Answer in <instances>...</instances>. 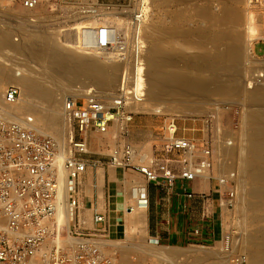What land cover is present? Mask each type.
<instances>
[{
  "label": "built area",
  "instance_id": "1",
  "mask_svg": "<svg viewBox=\"0 0 264 264\" xmlns=\"http://www.w3.org/2000/svg\"><path fill=\"white\" fill-rule=\"evenodd\" d=\"M264 3V0H260ZM145 0H136L130 19V29L118 30L109 23L98 30V47L116 52L126 66L118 87L109 100L91 91L87 98L68 97L64 102V116L68 136L64 147L53 138L37 134L30 128L32 117L13 120L0 117V264H33L52 233V224L62 203V172L66 175V204L73 210L74 219L67 227L66 239L61 246L48 247L47 264H121L116 250L107 240V222L102 213H94L90 227L77 216L80 209L82 177L89 167L103 163L138 173L147 182L172 187L182 182L187 198L194 193L193 182L212 179L215 153L208 139L201 142L178 134L174 117H168L162 127L159 144L150 155H141L125 141L112 149L106 160H88V135L106 133L117 125L126 135L127 124L134 113L129 107L145 98L144 42L142 27L146 20ZM37 0H25L27 9L36 7ZM20 96L18 86L10 85L4 91V102L13 104ZM210 121V120H209ZM218 125L217 139L220 138ZM219 134V135H218ZM217 195L225 207H233L237 196L236 172L215 177ZM147 204L141 187L137 195ZM198 233V231H195ZM224 252L231 249L230 237H224ZM44 250V249H43ZM227 264H249L242 252L230 254Z\"/></svg>",
  "mask_w": 264,
  "mask_h": 264
},
{
  "label": "bare ground",
  "instance_id": "2",
  "mask_svg": "<svg viewBox=\"0 0 264 264\" xmlns=\"http://www.w3.org/2000/svg\"><path fill=\"white\" fill-rule=\"evenodd\" d=\"M231 1L226 0L227 3L224 6L222 5V8L220 7L219 12H215L210 8L198 7L199 9H194L196 10L195 15L197 12L200 16L198 17L202 18L209 26L194 32L187 28L182 29L180 31V38L175 39L172 43L167 42L165 39L169 35H177L175 30L166 31L158 24L150 26L144 23L142 37L144 38L145 36L149 41V46L146 49L145 98L143 103L139 105L135 104L131 106V109L134 107L135 110L139 108L141 112L151 110L154 113H161L162 109L150 105V100L165 98L167 100L172 99L173 101H187L186 99L189 97L190 99L193 95L197 97V94L200 95V93L210 94L212 92L214 95L222 93L226 96H233L236 99L242 96V91L230 87L224 82V72L231 70L238 73L243 63V50H241L238 44L240 40L239 33H243L239 32L230 36L219 29L223 25L230 23L238 24L240 21V12L229 5ZM58 34V30L55 34H49L43 30H32L18 43H13L10 33L6 30H0V85L1 82L5 81V84H13L20 89V96L13 104H6L4 97L2 98V94L0 93V117L13 120L22 117V114H34L36 117L35 119L32 118L33 122L30 128L39 135L53 138L61 147H64L65 136L68 134V126L63 108L66 99L65 92L69 89H66L65 86L69 78L82 77L95 87V91L86 88L84 90L85 96H81L82 98H87L91 91L99 94L112 88V86H116L117 82L119 83L121 59L118 57L119 54H117L119 51L109 52L100 49L98 44H94L95 42L93 41L82 42L81 35L67 33L63 35L64 39H61L58 38ZM97 34H93L94 38ZM251 41V38L248 39V45H251ZM250 50L251 47H249ZM143 60H145L144 51ZM207 72L208 75L205 74ZM214 84L213 88L210 87ZM252 88L246 97L249 108L244 113L242 119V126L245 131L241 135V145L239 148L230 147L229 145V147L227 145L222 147L220 157L224 161L230 160L227 169L236 172L237 192L241 191L243 195L249 196L248 202L239 207L243 213L242 215L245 216L244 213L251 211L254 214V222L263 223L264 85L258 84L257 86H252ZM205 98L204 100H206ZM184 108L186 109L187 107L185 106ZM26 117L29 116L26 115ZM115 130H118L117 125H114L106 134H103L105 136H113ZM116 136H118V131ZM236 156L239 162L234 167L233 161ZM61 180V197L63 201L58 208L52 224V243L56 247L61 246L63 242L60 240L61 226H68L69 221L73 220L74 216L73 210L70 211L66 204L67 189L64 182L66 180L64 172L61 174ZM246 184H248L247 189V186L245 187ZM134 196H136L134 198L135 204L131 207L130 213L132 219H137L140 217L141 212L139 210L141 207L137 205L144 208L146 205L139 194L137 195L136 193L135 195L134 193ZM240 200L242 201L241 197L236 196L235 205ZM117 215V209L112 201V220H115ZM243 224L244 221L241 224L239 223V225L244 226ZM254 225L257 227L256 224ZM236 245L243 250H241L242 253L245 252L249 264H264V226L259 227L253 233L247 232V234L242 235L239 239L232 236L230 238V246L234 249ZM43 249L46 248L43 247ZM221 249L223 250L222 246ZM241 251L233 250V252ZM152 253L156 257V260L162 264H175L177 261H171L172 259L181 260L182 258L179 253L168 248L155 249ZM225 254L224 252L223 256ZM190 261L191 263L189 264H201V259L197 257Z\"/></svg>",
  "mask_w": 264,
  "mask_h": 264
},
{
  "label": "rangeland",
  "instance_id": "3",
  "mask_svg": "<svg viewBox=\"0 0 264 264\" xmlns=\"http://www.w3.org/2000/svg\"><path fill=\"white\" fill-rule=\"evenodd\" d=\"M24 1L25 0H0V30L8 31L13 43H18L23 37L27 36L28 32L32 30H43L49 34H55L58 30V38L64 39L63 35L67 33L76 34L82 36V42L93 41L95 42L94 44H98V34L95 38L93 34L96 35V33H98V30L101 28V24L109 23L111 25L109 28H113L115 33L121 29H125L126 31L127 27L129 30L131 26L129 25V21L136 6V0H37L36 7L27 9L24 6ZM145 2V8L147 7L145 9V11H147L145 25L149 24L151 26L153 24H158L163 30H175L177 32V35H169L168 38L165 39L169 43H172L175 39L180 38V31L182 29L187 28L194 32L209 26L202 18H199L200 16L197 12L195 15V11L199 9L198 7L210 8L215 12H219L222 5L224 6V4L227 3L226 0H150V2L148 0ZM229 5L236 10L238 9L237 11L240 12V21L238 24L230 23L223 25L219 27V29L230 36L239 32L243 33H239L240 40L238 41L241 50H243V63L241 65V70L238 73L231 70H228L230 72H224V82L228 86L242 91V96L236 99L233 96H226L222 93L214 95V93L211 92L212 94L200 93L201 96L197 94V97H195L196 95H193L191 96V99L190 97L188 98L189 100L186 99L188 102L173 101L172 99L167 100L165 98L150 100V105L162 109L161 113H154L151 110L141 112V110L139 111V108L135 110L134 107L131 109L130 106L131 110H129L134 113V116L126 126V135L121 134L118 128V130H115V134L113 135L117 138L110 136L109 141H106L102 145H97L91 138L88 139L89 154L85 157L86 159L96 160V156L99 155L105 157L103 159L106 160L112 149L125 141L133 145L137 152L141 155H150L151 151L160 143L159 139L166 118L174 117L178 128V134L198 140L200 142L198 144V150L201 148V142H203L204 139L209 140V143L212 145V149L215 153L214 168L209 175V177H212V180H215V177L220 174L234 171H229V169H227L230 164V160H221L220 152L222 147L226 145L227 147H240L242 142L240 141L241 135L245 131L242 126V119L244 113L249 108L246 100L247 94L253 89L252 86L254 87L258 84L264 85V3L260 0H232ZM250 38L252 39L250 42L251 45H248V39ZM143 39L145 42V67L147 56L146 49L149 46V41L145 36ZM249 47H251L250 51ZM125 66L126 63H124L121 59L119 75ZM205 74L208 75V72ZM213 74L215 75V73ZM5 83L6 82L3 81L0 85L2 98L4 96L5 89L8 86L13 85H7ZM118 84L119 83L117 82L116 86H112V88H109L101 92L102 94L99 93L97 95L104 100H109L112 97V94L115 93ZM212 86H215V84L210 87ZM65 88H69L67 92H65L66 99L73 96H85L84 90L86 88L93 89L95 91V87L91 85L88 80H84L82 77L69 78ZM202 96L206 97V100H204V97ZM200 99L203 101H200ZM143 102L144 101L141 103ZM185 106L187 107L186 109L184 108ZM147 108L150 109L149 106H147ZM22 115L23 116L21 118H25L26 115L34 119L36 117V115L30 113ZM217 125L220 127L218 132H221L220 138L218 136V139L217 130L214 129ZM113 127L114 126H112V128ZM117 131L118 136H116ZM67 136H65V143ZM237 162H239V159L236 156L233 161L234 167L238 165L236 164ZM126 171L132 172L129 170ZM204 179L208 180L207 177ZM139 182L140 184L143 183L141 179ZM245 187L247 189L248 184H246ZM84 191L86 193L84 194L86 199H93V193L90 192L89 195L87 187H85ZM239 196L243 202L240 200L236 205L234 204L236 207L233 205V207L225 208L224 200H221L220 198L214 201L213 206L216 213V241L213 244L193 245L191 247H187L185 251H175L181 255L182 261L180 259H172L171 261H177L175 264H189L191 263V259L197 257L201 259V264H226L230 254L233 253V250L241 251L242 249H240L239 246L236 245V248L234 249L231 246V249L228 252H225L226 254L223 256L224 252L222 249L221 251L220 248L224 241V237L226 236L232 238L233 236L235 238L238 237L239 239V237L247 234V232L253 233L255 230H258L259 227H263L264 222H254V214L251 211L244 213L245 216L242 215L243 213L239 207H242L248 202L249 196L243 195V192L241 191L237 192V197ZM209 198L212 199V197ZM117 205L118 210L121 212L126 208L123 203H118ZM104 206L106 210H108V203ZM90 212H88L85 216L82 212H77L76 216L85 220L88 227H90L92 217ZM106 216L108 222L110 223L108 213H106ZM243 221L244 226L239 225V223L241 224ZM123 222V220L118 221L116 227L111 225L109 236L107 234V240L116 250L120 263L162 264L160 261L156 260V257H154L152 252L155 249H163L165 247L151 246V244L146 242L144 238V229L141 230V224L138 228L133 227L131 230H126L127 228H130V225H127L126 223V225H124ZM253 223L256 224L257 227ZM245 227H248L249 230ZM65 228L67 227H63V229L60 230L61 241L66 239V232L68 228ZM52 237L53 233L50 234L48 242L45 245L46 249H42L41 253L35 257L36 260L34 261V264H46L48 247L54 245L52 243Z\"/></svg>",
  "mask_w": 264,
  "mask_h": 264
},
{
  "label": "crops",
  "instance_id": "4",
  "mask_svg": "<svg viewBox=\"0 0 264 264\" xmlns=\"http://www.w3.org/2000/svg\"><path fill=\"white\" fill-rule=\"evenodd\" d=\"M110 136L112 135L105 136L91 132L88 139L91 138L97 145H102L109 141ZM96 157L98 160L105 158L99 155ZM126 170L106 163L89 167L79 187L81 194L79 212H82L84 216L90 211L91 215L102 213L106 218L108 236L111 225L116 227L120 220L124 221V225H130V228L126 230L138 228L141 224L146 242L178 252L185 251L187 247L193 245H211L216 241V213L213 206L214 201L219 199L216 193L218 188L216 180L199 179L193 182L189 185V189L194 196L187 198L182 192L183 184L180 180H177L172 187L160 186L147 182L138 173ZM140 179L143 185L140 184ZM85 187L88 188L89 195L90 192L93 193V199L85 198ZM139 187L146 194L147 204L145 208L137 205L142 210L139 208L140 217L135 220L132 219L130 209L135 204L134 193L136 195ZM112 201L116 207L118 203L126 206L122 212L117 207L118 215L115 220L111 218ZM106 203H108V210L104 206ZM106 213L111 224L107 220ZM86 227L88 228L87 224Z\"/></svg>",
  "mask_w": 264,
  "mask_h": 264
}]
</instances>
